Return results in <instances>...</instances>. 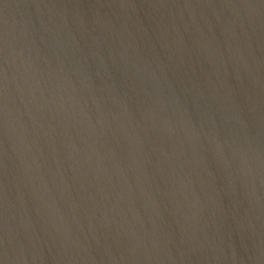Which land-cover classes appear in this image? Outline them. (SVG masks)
<instances>
[{"label": "water", "instance_id": "95a60500", "mask_svg": "<svg viewBox=\"0 0 264 264\" xmlns=\"http://www.w3.org/2000/svg\"><path fill=\"white\" fill-rule=\"evenodd\" d=\"M0 264H264V0H0Z\"/></svg>", "mask_w": 264, "mask_h": 264}]
</instances>
